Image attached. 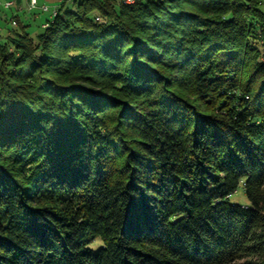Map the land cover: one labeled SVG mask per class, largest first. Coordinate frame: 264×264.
<instances>
[{
  "label": "trees",
  "instance_id": "trees-1",
  "mask_svg": "<svg viewBox=\"0 0 264 264\" xmlns=\"http://www.w3.org/2000/svg\"><path fill=\"white\" fill-rule=\"evenodd\" d=\"M68 1L0 35V264H264L247 0Z\"/></svg>",
  "mask_w": 264,
  "mask_h": 264
},
{
  "label": "rangeland",
  "instance_id": "rangeland-1",
  "mask_svg": "<svg viewBox=\"0 0 264 264\" xmlns=\"http://www.w3.org/2000/svg\"><path fill=\"white\" fill-rule=\"evenodd\" d=\"M5 1L9 0H0L1 4H4ZM18 0H12L13 4L14 2H17ZM38 5L40 3L44 2L49 7L48 11H41L39 7H35L31 10V12H34L35 16L30 19V26L28 27L29 32H31V36H35L37 33L42 31L41 24L46 19L49 18L50 11L52 8L56 5L58 0H37ZM251 16H247L246 18V24L250 27H252L255 30L256 36L262 40L264 37V0H247ZM20 3L25 6L26 0H21ZM71 3V0L68 1V5ZM14 5H12L10 8H4L0 6V35L6 34L8 29L10 27L17 26V22L15 26L11 25L10 19L13 18V9ZM252 13L255 14L254 17H252ZM14 19V18H13ZM263 28V29H262ZM256 41L253 43L255 44ZM233 200L238 203L245 204L247 203V200L245 198V195L243 193V190L239 188L233 195ZM253 259L256 260V256H252ZM241 262H237L239 264Z\"/></svg>",
  "mask_w": 264,
  "mask_h": 264
},
{
  "label": "built area",
  "instance_id": "built-area-1",
  "mask_svg": "<svg viewBox=\"0 0 264 264\" xmlns=\"http://www.w3.org/2000/svg\"><path fill=\"white\" fill-rule=\"evenodd\" d=\"M58 1H61V0H58ZM134 0H122L123 3H132ZM13 2L11 0L9 1H5L4 4H1L0 3V6L4 7V8H10L12 6ZM35 7H39V9L41 11H48L49 10V7L46 5V4H40L38 5V1L37 0H28V5H27V9L28 11L34 9ZM56 8H57V4L52 8V10L50 11V15H49V18H51L53 15L56 14ZM11 21V25L12 26H15L16 25V20L11 18L10 19ZM47 23H43V26H46Z\"/></svg>",
  "mask_w": 264,
  "mask_h": 264
},
{
  "label": "crops",
  "instance_id": "crops-1",
  "mask_svg": "<svg viewBox=\"0 0 264 264\" xmlns=\"http://www.w3.org/2000/svg\"><path fill=\"white\" fill-rule=\"evenodd\" d=\"M12 1V0H11ZM21 0H18L17 2H14V11H13V15H16L18 16L20 19H24V20H29V18L31 16H35L34 12H31V11H28L27 10V4H28V0H26V5L23 6L21 3H20ZM44 3V2H42ZM40 3V4H42ZM43 23V22H42Z\"/></svg>",
  "mask_w": 264,
  "mask_h": 264
},
{
  "label": "water",
  "instance_id": "water-1",
  "mask_svg": "<svg viewBox=\"0 0 264 264\" xmlns=\"http://www.w3.org/2000/svg\"><path fill=\"white\" fill-rule=\"evenodd\" d=\"M43 4V3H42ZM57 4V3H56ZM28 5V4H27ZM28 10V9H27ZM31 11V10H30ZM43 25V24H42Z\"/></svg>",
  "mask_w": 264,
  "mask_h": 264
}]
</instances>
